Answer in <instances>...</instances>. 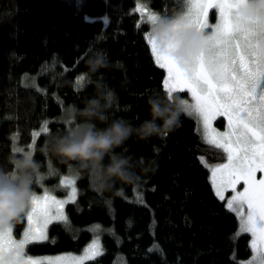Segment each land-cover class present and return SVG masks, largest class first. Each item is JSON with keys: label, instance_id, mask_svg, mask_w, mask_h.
Here are the masks:
<instances>
[{"label": "trees", "instance_id": "obj_1", "mask_svg": "<svg viewBox=\"0 0 264 264\" xmlns=\"http://www.w3.org/2000/svg\"><path fill=\"white\" fill-rule=\"evenodd\" d=\"M137 1L159 15L182 11L177 0H0V167L9 169L10 156L31 152L39 163L36 191L47 175L49 181L75 176L67 219L49 224L48 239L25 250L79 252L92 228L99 230L102 251L84 264H248L249 235L239 232L237 214L210 181V168L225 155L204 141L193 114L182 111L170 133L133 137L117 149L147 166L138 169L139 183L103 195L90 189L78 162L45 150L52 134L72 126L65 109L83 107L99 82L115 93L110 116L134 125L148 118V94L168 97L165 70L156 65L147 40L151 24L136 11ZM92 55L105 67L88 77ZM173 98L188 100V93ZM24 224L23 216L13 227L15 236Z\"/></svg>", "mask_w": 264, "mask_h": 264}, {"label": "snow or ice", "instance_id": "obj_2", "mask_svg": "<svg viewBox=\"0 0 264 264\" xmlns=\"http://www.w3.org/2000/svg\"><path fill=\"white\" fill-rule=\"evenodd\" d=\"M177 2L182 5L178 26L182 30L204 33L206 46L190 68L180 67L148 36L151 54L156 65L167 73L164 87L168 98L171 100L174 93L187 92L191 102L180 99L182 111L199 119L204 141L226 156V163L210 168L212 187L221 201L226 199L225 193H232L226 199L227 207L240 218L241 230L251 234L252 261L264 264V179L256 178L257 172L264 173V25L236 15L235 10L245 0ZM209 9L218 13L214 26L207 23ZM136 11L145 15L150 24L158 19L157 14L141 7ZM217 117L227 120L226 131H218L213 126ZM43 131L48 129L44 127ZM61 184L71 189L69 200L73 199L74 181L66 177ZM240 184L243 191L237 189ZM68 202L56 199L47 191L42 196L34 193L29 210L24 214L28 228L23 237L14 239L12 229L0 232V264L15 261L19 264H84L85 260L100 255L98 241H93L82 256L67 254L32 259L25 255L26 245L48 239L46 230L53 220L67 219L63 205ZM9 254L13 262L5 261Z\"/></svg>", "mask_w": 264, "mask_h": 264}, {"label": "clouds", "instance_id": "obj_3", "mask_svg": "<svg viewBox=\"0 0 264 264\" xmlns=\"http://www.w3.org/2000/svg\"><path fill=\"white\" fill-rule=\"evenodd\" d=\"M235 11L242 20L264 25V0H245ZM179 15H158L151 24L150 36L162 53L180 67L190 68L204 50L206 36L182 30L177 24ZM103 67L104 60L92 55L84 75L90 77ZM114 101L115 93L99 82L95 94L84 101L83 107L71 104L65 109L64 119L73 122L70 129L52 134L45 143V150L52 156L78 162L87 171L90 189L99 195L117 191L118 185L139 183L138 169L143 170L147 165L117 149L133 137L148 140L172 132L182 112L180 99L169 100L166 95L153 92L146 98L148 118L134 125L123 117L110 116ZM8 163L9 169L0 167V232L13 229L29 210L39 170V163L27 153L10 156ZM5 261L13 262L12 255L6 256Z\"/></svg>", "mask_w": 264, "mask_h": 264}, {"label": "rangeland", "instance_id": "obj_4", "mask_svg": "<svg viewBox=\"0 0 264 264\" xmlns=\"http://www.w3.org/2000/svg\"><path fill=\"white\" fill-rule=\"evenodd\" d=\"M73 1L75 3H80L82 0H73ZM137 7H141L143 9H145L147 12H152V13H155V14L159 15L157 12H155L154 10H151L146 4L142 3L141 1H137V3H136V9H137ZM139 13H140V16L141 17H143L144 19L147 20V17L145 15H143L141 12H139ZM217 19H218V13H217V11L215 9H209V11L207 13V23L210 26H214L216 24V22H217ZM206 31H208V30H206ZM149 36H150V33H149ZM166 76H167V73L165 71V79H166ZM188 101L191 102V97H190L189 94H188ZM194 117L196 118V121L198 123V126H199V129H200L201 133H203L202 124L200 123L199 119L195 115H194ZM218 119H219V121L221 123V127H219L217 125ZM213 126L218 131H221V132L226 131V129H227V120L224 117H217V119L213 121ZM34 138H35V136L33 137L32 142H33ZM224 158L225 159L222 162H220V163H226L227 162L226 156ZM45 177L48 178V181H45V179H44V181H39V183H38V185L40 187L39 188V191L33 190L36 195L42 196L45 193V191H47L50 195L56 197V199H58V200L72 201L75 198L74 197L73 199L69 200V193H70L71 189L70 188H67V187H65L64 185L61 184V180H64L67 177V178L72 179L74 181V186H75V176H74V174L69 173V174H65V175H60L59 177L58 176L57 177H54L55 179H53L52 181H49V179L51 178V176L49 177V175H47ZM210 178H211V171H210ZM259 179H264V173H260V176H259L258 180ZM210 181H211V179H210ZM237 189L239 191H243V185L242 184L237 185ZM231 194L232 193H230V192L229 193H225L226 199ZM75 195H76V193H75ZM226 199L224 200L225 203H226ZM65 204L63 205V213H64V215H65V212H64ZM55 221H59V220H53L52 222H55ZM27 228H28V222H27V218L25 217V224H24V227L22 228L21 233H20L19 236H15L14 231L12 229L13 238L14 239H17V240L21 239L23 237V233L27 230ZM238 229H239V232H243L241 230V221H240V218H239V227H238ZM91 232H92L91 239L85 244V246L79 252H60V253H56V254H43V255L34 254L33 255V254L27 253L26 250H24L25 251V255L27 257L32 258V259H43V258H46V257H56V256L67 255V254H71L72 256H82V255H84V250L86 248H89L93 244V241H98V243H99V250H100V253H101L102 246H101V235H100V233H98L99 230L98 229H95V231H94V229L91 228ZM46 233L48 234V228L46 230ZM247 234L249 235V244H250V248H251V239H252L251 238V234L250 233H247ZM26 246H25V248H26ZM252 257H253V254H252V251H251L250 255L245 260L246 263H248V264H259L258 261L253 262L252 261ZM87 260H89V259H87Z\"/></svg>", "mask_w": 264, "mask_h": 264}, {"label": "flooded vegetation", "instance_id": "obj_5", "mask_svg": "<svg viewBox=\"0 0 264 264\" xmlns=\"http://www.w3.org/2000/svg\"><path fill=\"white\" fill-rule=\"evenodd\" d=\"M259 176H260V172H257V173H256V178L258 179Z\"/></svg>", "mask_w": 264, "mask_h": 264}]
</instances>
